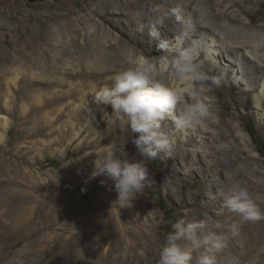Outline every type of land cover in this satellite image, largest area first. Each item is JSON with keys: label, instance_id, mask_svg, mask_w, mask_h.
<instances>
[{"label": "rangeland", "instance_id": "374dc122", "mask_svg": "<svg viewBox=\"0 0 264 264\" xmlns=\"http://www.w3.org/2000/svg\"><path fill=\"white\" fill-rule=\"evenodd\" d=\"M153 2L159 10L161 0H0V264H158L159 249L178 219L208 221L209 230L219 222L222 228L215 231L220 233L238 221L221 197L235 182L259 196L264 210V117L253 111L259 90H242L231 76L200 59L210 77L203 83L217 95V110L228 128L221 142L227 140L231 147L209 146L204 155L193 156L194 142L169 143L143 161L147 179L129 204L131 212L123 208L121 216L117 210L119 221L98 217L105 208L101 196L116 192L105 176L92 177L96 153L111 144L120 145L131 162L140 157L131 130L122 128L110 106L90 93V84L108 75L91 79L96 69L86 65L88 49L77 48L82 36L92 33L84 16L94 23L103 19L119 40L137 50H154L151 57H156L166 48L150 32L163 36L164 24L152 28L142 16L153 10ZM236 6L264 39V0H237ZM157 9L154 14L160 15ZM68 10L73 28L65 21ZM160 17L163 23L177 22L171 14ZM75 29L80 33L74 34ZM77 70L81 77L73 76ZM228 117L248 133L250 149L236 138ZM166 124L161 122L163 132ZM147 225L152 230H145L129 249L123 231L141 233ZM197 255L193 253V264ZM216 257L218 264H264V219L242 223L239 235H229Z\"/></svg>", "mask_w": 264, "mask_h": 264}, {"label": "clouds", "instance_id": "9594fccd", "mask_svg": "<svg viewBox=\"0 0 264 264\" xmlns=\"http://www.w3.org/2000/svg\"><path fill=\"white\" fill-rule=\"evenodd\" d=\"M155 11L142 13L152 28L163 24V18ZM150 35L159 40V47H168L156 31ZM123 62L125 66L112 76V85L103 90L102 97L121 124L133 133L131 140L140 159L131 162L127 153L117 156L115 147L109 144L103 155L96 153L92 177L111 180L116 201L126 207L145 187L147 169L143 161L155 158L169 147L161 122L170 117L176 129L184 130L194 128L208 116L202 84L210 77L203 62L189 51L167 61L168 74L176 81V87L163 85L158 64L133 48L124 51ZM221 197L223 207L235 214L238 221L227 225L226 233H220L215 231L222 228L219 222L212 224L215 230H209L208 221L178 219L171 224L172 231L159 249L158 264H193L194 252L198 253L195 264H218L216 253L225 246L229 235L238 236L244 222L264 219V210L258 203L260 197L254 196L246 184H230Z\"/></svg>", "mask_w": 264, "mask_h": 264}, {"label": "bare ground", "instance_id": "6f19581e", "mask_svg": "<svg viewBox=\"0 0 264 264\" xmlns=\"http://www.w3.org/2000/svg\"><path fill=\"white\" fill-rule=\"evenodd\" d=\"M236 1L237 0H161L162 5L159 10L157 9L158 4L153 2L151 8H156L160 13V15L158 14L157 16L166 15L169 17L171 14L177 19V22H175L174 25L163 23L164 34L163 36L160 35L159 39L166 40L168 42V47L162 49L165 52L164 54L156 57H151L155 53L154 50L144 52L143 50L133 49L158 64L160 69L159 80L167 87H176V81L168 74L169 65L167 61L184 51L191 52L198 60L204 59L213 67L228 74L232 77L235 84L240 86L244 91H252V89L257 87L259 92L254 94L255 106L253 111L258 118H263L264 51H259V49L264 46V39L262 38L263 34H261L260 28L252 27L246 23V19L249 20L250 17L243 13L241 8L236 6ZM212 4L215 5V9ZM42 5L46 7L45 11L48 12L50 10V6L47 3ZM168 6L169 10L167 11ZM71 13L72 11L68 10L65 16V21L68 27L73 28L74 21L71 17ZM84 17L87 21L86 23H89L92 33L90 35L87 34L82 36L83 41L77 45V48L88 49L83 55L86 60V65L88 67L92 66L96 69L94 72H90V74L95 76L91 79H98L104 74L108 75L104 79H99V83L101 84H90L91 87H94V92L92 91L90 93L95 94L99 101L104 103L102 97L103 90L108 88L107 86L109 82H112V76L125 66L123 62V53L127 48H131V46L126 42L119 40L116 35L117 32L114 31L112 26L106 23L103 19L99 18V23H94L95 21H92L91 16ZM156 26L161 28L162 25ZM107 31L110 32V34H107ZM73 32L74 34L80 33L77 29ZM256 37H260L261 40L254 39ZM259 57L262 60H259ZM2 59H4V57ZM256 59L257 61H255ZM82 74V71L77 70V72L73 73V76L81 77ZM84 74H88V72H84ZM202 87L204 88V102L208 107L209 114L199 125L194 128L180 130L175 128L170 117L164 119L167 122L164 133L167 135L169 143L173 142L174 144L175 141L179 140L186 146L187 144L194 142L195 150H193V156L195 154L199 155V153L204 155L203 151L209 146L220 148L223 151L231 147V144L226 142L227 140L221 142L222 137L228 134L226 130L228 128L225 129V124L223 123L224 119L217 110V95L213 92L210 85L203 83ZM115 116L117 117L116 113ZM229 120L230 128L234 131L236 138L243 141L245 148L250 149V136L248 133L243 130L241 124L233 119V117L229 118ZM121 126L122 128L124 127L122 124ZM2 137L3 134L0 132V138ZM112 142L113 141H111V143ZM119 147L121 146L119 145ZM119 147H115L117 156L123 154ZM106 150L107 148L101 152V155H103ZM134 159L138 160L137 158ZM83 161H91V158H85ZM80 173L83 176H88V173L85 170H81ZM116 199L117 194L113 196L111 194L109 197H105L104 195L101 196L102 206H105V208L100 212V215L98 216L99 218L102 217L103 219L104 217L107 221L110 217L117 218L120 216V212H117L119 209L121 210L122 216L123 208H126L131 212V205L122 207ZM119 220L121 219L117 218V221ZM107 221H104V223ZM87 230L88 229H86V231ZM145 230L149 231L152 229L148 228L147 225L141 233H138L135 229L131 228L127 231H123L122 235L124 238L127 237L129 239L128 242H125L126 246H128L129 249L135 247L137 241L147 232H145ZM110 241L111 240H109V242ZM111 242L107 243V245L109 244V247ZM109 247L106 250H108ZM133 257H135V255ZM136 261L138 262V260Z\"/></svg>", "mask_w": 264, "mask_h": 264}]
</instances>
